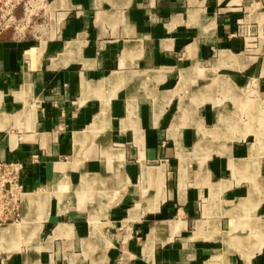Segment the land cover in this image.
<instances>
[{
	"label": "crops",
	"instance_id": "0c3cea01",
	"mask_svg": "<svg viewBox=\"0 0 264 264\" xmlns=\"http://www.w3.org/2000/svg\"><path fill=\"white\" fill-rule=\"evenodd\" d=\"M11 5L0 264H264V0Z\"/></svg>",
	"mask_w": 264,
	"mask_h": 264
},
{
	"label": "built area",
	"instance_id": "2783aa9c",
	"mask_svg": "<svg viewBox=\"0 0 264 264\" xmlns=\"http://www.w3.org/2000/svg\"><path fill=\"white\" fill-rule=\"evenodd\" d=\"M11 4L12 0L2 1L0 29L12 22ZM25 4L30 6L28 1ZM57 94V91L52 89L46 101L52 106H57ZM22 171L23 165L20 161L0 159V224L17 223L20 220L21 201L26 193Z\"/></svg>",
	"mask_w": 264,
	"mask_h": 264
}]
</instances>
